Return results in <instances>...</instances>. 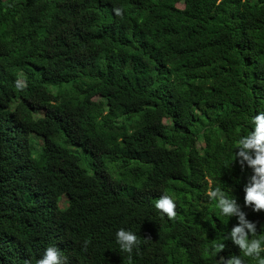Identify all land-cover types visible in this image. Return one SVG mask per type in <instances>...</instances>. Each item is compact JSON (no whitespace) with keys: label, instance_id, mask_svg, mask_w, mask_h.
<instances>
[{"label":"trees","instance_id":"16d2710c","mask_svg":"<svg viewBox=\"0 0 264 264\" xmlns=\"http://www.w3.org/2000/svg\"><path fill=\"white\" fill-rule=\"evenodd\" d=\"M259 110L264 0H0V235L20 252L0 237V264L53 245L66 264L243 256L208 193L243 208L234 152ZM243 210L264 237V211ZM120 228L139 241L131 258Z\"/></svg>","mask_w":264,"mask_h":264},{"label":"clouds","instance_id":"9594fccd","mask_svg":"<svg viewBox=\"0 0 264 264\" xmlns=\"http://www.w3.org/2000/svg\"><path fill=\"white\" fill-rule=\"evenodd\" d=\"M113 13L122 17L124 9L122 7H113ZM16 87L23 90L26 83L20 80L16 81ZM251 131L246 135L240 136L235 148V162L238 163L241 172L250 170L247 177V183L243 188V208H251L253 212L264 211V110H259L251 116ZM41 142V140H40ZM210 199L216 202L220 213L225 217H235L237 223L226 232L223 241L230 240L235 246H238L243 256L229 254L226 259L220 256L216 259L217 264H246L245 257L257 261V264H264V237H254L257 232V223L246 218L247 213L243 210L241 204L237 203L236 197L226 196L220 188H215L208 193ZM176 202L169 195H161L155 202V208L171 219L176 216ZM9 241L11 257L19 256L17 248H11L10 243L14 241L10 234L0 235ZM116 242L120 250L131 254L138 246L139 241L135 233L130 230L120 228L116 232ZM225 243H217L213 246L212 254L216 258L217 254L224 250ZM36 264H66V258L62 256L61 251L55 245L47 247L43 255L36 261Z\"/></svg>","mask_w":264,"mask_h":264}]
</instances>
